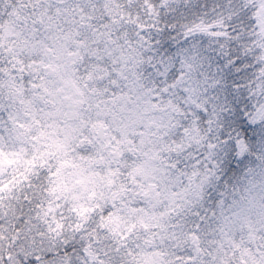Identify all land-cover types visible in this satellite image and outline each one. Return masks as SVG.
<instances>
[{"label": "snow or ice", "instance_id": "obj_1", "mask_svg": "<svg viewBox=\"0 0 264 264\" xmlns=\"http://www.w3.org/2000/svg\"><path fill=\"white\" fill-rule=\"evenodd\" d=\"M0 264H264V0H0Z\"/></svg>", "mask_w": 264, "mask_h": 264}]
</instances>
